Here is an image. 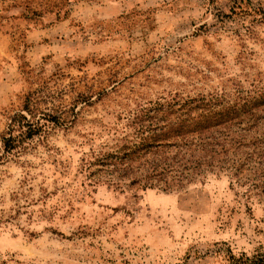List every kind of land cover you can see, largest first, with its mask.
<instances>
[{"label":"rangeland","instance_id":"374dc122","mask_svg":"<svg viewBox=\"0 0 264 264\" xmlns=\"http://www.w3.org/2000/svg\"><path fill=\"white\" fill-rule=\"evenodd\" d=\"M260 92L264 0H0V264H264L260 184L166 192L96 164L139 108ZM15 114L39 131L8 152Z\"/></svg>","mask_w":264,"mask_h":264},{"label":"trees","instance_id":"16d2710c","mask_svg":"<svg viewBox=\"0 0 264 264\" xmlns=\"http://www.w3.org/2000/svg\"><path fill=\"white\" fill-rule=\"evenodd\" d=\"M136 113L137 139L97 159V173L109 181L169 192L210 174H226L264 191V92L235 102L200 95ZM7 131L2 141L9 152L39 129L24 114H15Z\"/></svg>","mask_w":264,"mask_h":264}]
</instances>
